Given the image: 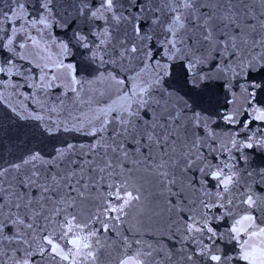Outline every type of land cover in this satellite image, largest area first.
<instances>
[{
    "label": "water",
    "instance_id": "obj_1",
    "mask_svg": "<svg viewBox=\"0 0 264 264\" xmlns=\"http://www.w3.org/2000/svg\"><path fill=\"white\" fill-rule=\"evenodd\" d=\"M0 264H264V0H0Z\"/></svg>",
    "mask_w": 264,
    "mask_h": 264
}]
</instances>
